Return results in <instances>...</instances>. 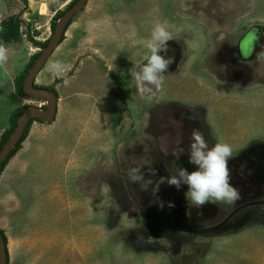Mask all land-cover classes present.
Wrapping results in <instances>:
<instances>
[{"label": "rangeland", "instance_id": "rangeland-1", "mask_svg": "<svg viewBox=\"0 0 264 264\" xmlns=\"http://www.w3.org/2000/svg\"><path fill=\"white\" fill-rule=\"evenodd\" d=\"M68 2L0 0V21L12 14L22 20V37L6 46L9 59L0 67V97H6L0 130L19 106L8 93L16 92L30 55L42 49L29 37L49 39L54 14ZM87 4L35 80L47 86L61 79L54 86L55 117L32 121L21 143L66 157L72 172L52 158V172L40 175L39 189L26 188L37 182L27 175L20 193L17 179L4 177L0 198L12 192L8 207L0 199L7 264H264V0ZM161 22L173 40L159 54L173 63L162 91L149 99L133 73L146 64L147 43ZM248 31L260 42L244 57L238 42ZM55 60L71 65L66 76L48 71ZM26 103L43 110L46 104L33 97ZM194 128L209 148L232 146L231 183L239 201L197 208L186 197L187 185L178 190L167 183L153 194L161 177L195 170L187 154ZM181 147L185 154L172 156ZM134 168L152 180L148 190L129 179Z\"/></svg>", "mask_w": 264, "mask_h": 264}, {"label": "clouds", "instance_id": "clouds-1", "mask_svg": "<svg viewBox=\"0 0 264 264\" xmlns=\"http://www.w3.org/2000/svg\"><path fill=\"white\" fill-rule=\"evenodd\" d=\"M173 40L171 32L168 30L167 22L157 23L151 32L150 40L147 43L148 54L144 59L146 64L140 71L133 73L138 89L142 96L151 98L156 92L162 91L165 75L169 66L173 63V58H165L161 52L168 51V42ZM8 48L0 44V67L6 65L9 55ZM71 65L55 60L49 63L48 71L58 75L66 76ZM68 81L65 80V83ZM185 148L173 151L172 156L179 159L185 154ZM233 148L227 143H216L209 148L205 140L204 133L198 128L192 129L190 143L187 148L189 163L195 166V170L189 172L181 168L177 175L170 178L161 177L152 189L153 194L159 190L161 183L175 186L178 190L182 185H187L186 197L191 206L201 208L209 203L227 202L233 204L241 199V193L237 187L231 183V169L229 161L232 158ZM152 176L156 175L155 169H149ZM129 179L133 183L140 184L142 190H148L153 182L145 179V173L141 169H131ZM170 207L174 205L169 204Z\"/></svg>", "mask_w": 264, "mask_h": 264}, {"label": "water", "instance_id": "water-1", "mask_svg": "<svg viewBox=\"0 0 264 264\" xmlns=\"http://www.w3.org/2000/svg\"><path fill=\"white\" fill-rule=\"evenodd\" d=\"M86 2L87 0H77L56 20L54 30L50 38L48 39L47 44L38 52L37 58L29 68L22 83L23 94L27 97H33L43 100L44 103H46L45 109L43 110L37 106H28L18 117L15 128L10 133L0 149V164L15 147L30 118L34 117L42 122L53 121L56 114L57 96L54 92L48 89L36 87L34 84L35 76L41 70L47 58L59 45L61 36L64 34L69 21L77 12L82 9ZM248 47V45H244L242 47L243 51H247ZM0 264H7L6 251L1 233Z\"/></svg>", "mask_w": 264, "mask_h": 264}, {"label": "crops", "instance_id": "crops-1", "mask_svg": "<svg viewBox=\"0 0 264 264\" xmlns=\"http://www.w3.org/2000/svg\"><path fill=\"white\" fill-rule=\"evenodd\" d=\"M67 1L70 2L71 0H64V3H66ZM89 1L90 0H87L85 5L87 3H89ZM85 5L82 7V9L85 7ZM33 54H31L30 57ZM23 69L20 70L21 72L19 71L20 72L19 75L23 72ZM40 72L41 71H39L37 73V75L40 74ZM37 75L35 76V80H36ZM35 80H34V84H35ZM1 81H2V79L0 77V82ZM39 86H41V85H39ZM7 97H8L7 99L9 101L10 100L11 101L14 100L13 102H18L19 103L18 104L19 106H16V108L21 107V106L28 107L26 101L30 97L27 98V96H25L24 94H20L17 89H16V92H13V93L9 92ZM2 99L6 100V97H0V101ZM16 108H14V109H16ZM56 109H57V105H56ZM1 131L2 130H0V136L2 134ZM29 142H30L29 140H26L25 142H23L22 146L17 150V152L9 159L7 164L4 166L3 170L0 173V190L3 191L5 189V186H3V184L6 183V178H4V177L7 176L8 174H10V176L13 177L14 179H17L16 182L18 183V187H17V192L18 193H20L22 190H24V187H22L20 185L23 184L24 178L27 175H30L32 180L37 179V182L36 183L32 182V184L29 187H26V188L27 189L31 188V189L37 190V189H39L38 178L40 179V175L41 176L43 175L44 177H45V175L50 176V174L52 172L48 160H50L52 158H55L56 160H58L60 162V164L62 163L61 164V168L65 167V162L68 163V161H66V157H64V156L59 157L57 155H51V154L42 153L41 151H36L35 148H34V146H35L34 142L32 144H30ZM30 145H32V146L30 147ZM27 160H29V162H27ZM68 164H69L68 168H62V169H63L64 173L66 171V173L71 174L73 166H72L71 162H69ZM61 168H59L60 171H61ZM33 170H36L37 173H34ZM48 181H50V179ZM1 186H3L4 189ZM1 196L2 197L0 199L4 198V203L2 204L3 207H8L9 205L12 204V203L10 204L8 202V198L9 197L12 198V192L11 191L5 190V192ZM15 200H16V198H15ZM0 229L2 230L1 226H0Z\"/></svg>", "mask_w": 264, "mask_h": 264}, {"label": "trees", "instance_id": "trees-1", "mask_svg": "<svg viewBox=\"0 0 264 264\" xmlns=\"http://www.w3.org/2000/svg\"><path fill=\"white\" fill-rule=\"evenodd\" d=\"M23 2H25L26 4V1L27 0H21ZM77 0H71L67 6L65 7L64 10H58L52 20H53V23H52V26L55 25V22L56 20L63 14V12L68 9L70 6H72ZM71 21V20H70ZM69 21V23H70ZM68 23V25H69ZM21 24H22V20L20 18V14H12L4 19H2L0 21V44H3L5 47L11 43V42H15V41H19L22 37V32L20 30V27H21ZM67 25V26H68ZM63 38V35L61 36V39ZM29 40L36 46V47H40V48H43L47 42H48V39L42 41V42H39L31 37H29ZM38 56V52L37 53H34L31 57H30V60L29 62L27 63L26 65V68H24L23 72L19 75V77L17 78L16 82H15V88L18 90V92L20 94H23V91H22V83L24 81V78L29 70V68L31 67V65L33 64V62L35 61V59L37 58ZM61 79L60 78H57L55 79L51 84L47 85V86H39V85H36V87H39V88H44V89H48L52 92L55 93L56 95V92L54 90V86L60 82ZM27 107L26 106H21V107H18L15 109V113L14 115L10 118V126L5 129L1 136H0V149L3 145V143L6 141V139L8 138V136L10 135V133L13 131V129L15 128L16 126V122H17V119L18 117L23 113V111L26 109ZM40 121L38 120L37 118H30L22 135L20 136L18 142L16 143L15 147L11 150V152L8 154V156L2 161V163L0 164V173L1 171L3 170L4 166L7 164V162L9 161V159L17 152V150L21 147V143L22 141L25 139L26 135H27V132H28V129L32 123V121ZM0 233L2 235V238H3V243H4V246H5V251H6V257H7V263H8V251H7V248H6V237L3 233V231L0 229Z\"/></svg>", "mask_w": 264, "mask_h": 264}, {"label": "flooded vegetation", "instance_id": "flooded-vegetation-1", "mask_svg": "<svg viewBox=\"0 0 264 264\" xmlns=\"http://www.w3.org/2000/svg\"><path fill=\"white\" fill-rule=\"evenodd\" d=\"M256 37L257 36H255V34L252 33L251 31H248L241 36V38L239 39V42H238V47H239V51H240L242 56H244V57L248 56L251 53V51L254 49V47L257 46V43L260 42L259 37H258V39H256ZM244 45L249 46L247 48V51H243L242 47Z\"/></svg>", "mask_w": 264, "mask_h": 264}]
</instances>
